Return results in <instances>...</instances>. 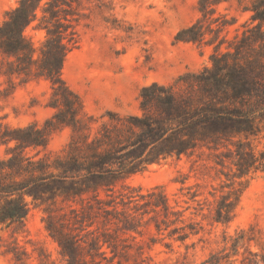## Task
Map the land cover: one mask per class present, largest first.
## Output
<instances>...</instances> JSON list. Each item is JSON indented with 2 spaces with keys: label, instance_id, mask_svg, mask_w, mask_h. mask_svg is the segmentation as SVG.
Wrapping results in <instances>:
<instances>
[{
  "label": "trees",
  "instance_id": "trees-1",
  "mask_svg": "<svg viewBox=\"0 0 264 264\" xmlns=\"http://www.w3.org/2000/svg\"><path fill=\"white\" fill-rule=\"evenodd\" d=\"M226 1L198 0L199 16L175 36L177 42L212 46L210 65L170 84L143 86L141 114L107 110L98 116L63 76L67 55L78 44L81 13L74 3L80 0H18L0 23V98L18 82L45 79L52 88L47 104L55 112L43 124L27 125H13L0 112V146L6 147L0 157V225H24L31 202L48 204L46 227L66 264H89L87 257L104 264L114 260L106 248L119 247L112 224L126 233L140 216L165 237L185 242L203 227L194 215L232 222L249 181L264 174V143L256 144L264 138V0H250V17L233 37L227 30L237 18L220 9ZM30 26L46 32L38 56L26 34ZM61 127L71 128L66 147L42 156ZM183 156L192 166L208 160L203 165L219 180L203 195L200 183L187 184V175L177 179L187 207L173 204L161 185L144 191L126 182L149 164ZM66 207L71 217L54 213ZM225 239L232 252H212L203 264H235L241 246V264H264V253L249 249L244 229Z\"/></svg>",
  "mask_w": 264,
  "mask_h": 264
},
{
  "label": "rangeland",
  "instance_id": "rangeland-1",
  "mask_svg": "<svg viewBox=\"0 0 264 264\" xmlns=\"http://www.w3.org/2000/svg\"><path fill=\"white\" fill-rule=\"evenodd\" d=\"M249 2L227 0L221 5V10L237 18L227 30L229 37L249 19L251 13L245 10ZM17 4L18 0H0V23L5 20L7 11ZM74 4L81 13L77 25L78 44L67 55L63 76L82 96L90 113L100 116L113 110L125 116L141 114L139 93L143 86L153 82L170 84L186 72H197L210 65L212 46L175 40L177 32L199 16L198 0H80V4ZM26 34L37 48L36 55H40L45 30L30 26ZM4 80L0 77V85ZM51 95L50 82L45 79L18 82L13 93L0 98V112L6 114L7 121L13 125L43 124L55 112L47 104ZM70 138V127L55 130L48 148L40 154L61 153ZM263 143L262 137L256 142L259 147H263ZM5 148L0 146V157L5 155ZM205 162L208 160H200L192 166L186 156L169 157L149 164L126 182L144 191L161 185L173 204L178 200L180 207H187L177 179L187 175V184L200 183L198 189L203 195L208 194L212 185L219 186L215 170L206 168ZM47 208L48 204L31 202L24 225H0V264H66L58 242L46 227ZM54 213L72 216L67 207ZM186 214L191 215V211ZM193 217L203 227L198 235L185 242L165 237L157 232L153 222L148 223L140 216L133 224L135 229L126 233L116 231V224H112L110 230L119 235V247L116 252L106 248L108 256H113L114 260L103 259V263L203 264L212 252L223 249L232 252L231 242L225 237L237 236L242 229L251 239L249 249L264 253V174L258 173L249 181L236 216L229 224L213 222L202 215ZM71 226H74L72 222ZM244 250L241 246L240 254L232 257L235 264H241ZM87 259L92 264L90 257Z\"/></svg>",
  "mask_w": 264,
  "mask_h": 264
}]
</instances>
